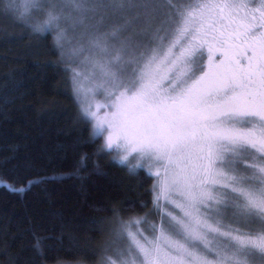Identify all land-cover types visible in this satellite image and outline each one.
I'll return each mask as SVG.
<instances>
[{
    "label": "snow or ice",
    "instance_id": "obj_1",
    "mask_svg": "<svg viewBox=\"0 0 264 264\" xmlns=\"http://www.w3.org/2000/svg\"><path fill=\"white\" fill-rule=\"evenodd\" d=\"M0 12L17 13L16 0H0ZM17 19L55 33L58 49L80 30L71 54L88 53L106 101L81 105L92 137L107 132L104 150L137 160L131 172L147 163L156 180L155 235L140 231L146 218L113 210L115 259L101 264H264V0H28ZM65 71L80 103L84 74ZM229 211L239 226L223 223ZM125 237L135 255L118 246Z\"/></svg>",
    "mask_w": 264,
    "mask_h": 264
},
{
    "label": "trees",
    "instance_id": "obj_2",
    "mask_svg": "<svg viewBox=\"0 0 264 264\" xmlns=\"http://www.w3.org/2000/svg\"><path fill=\"white\" fill-rule=\"evenodd\" d=\"M18 12H0V264H101L115 257L113 210L159 218L153 178L92 137L65 71L75 62Z\"/></svg>",
    "mask_w": 264,
    "mask_h": 264
},
{
    "label": "rangeland",
    "instance_id": "obj_3",
    "mask_svg": "<svg viewBox=\"0 0 264 264\" xmlns=\"http://www.w3.org/2000/svg\"><path fill=\"white\" fill-rule=\"evenodd\" d=\"M175 0H173L174 2ZM19 3V6H20V9L22 10L21 12H23L25 10V7L28 3V0H16V3ZM40 19H43L42 17H39ZM79 31L80 30H77V32H72V31H69L68 33V39L67 41L65 42V46H64V54L67 56V58L69 60H73L76 64V66L74 67L76 70L82 72L84 75L83 77L81 78L80 80V84H81V87L83 89V92H82V95L80 96V108H81V105L83 104L84 106H86L88 103H92V104H96V103H99V104H104L106 101H105V96L104 94L102 93V91L100 89H98L96 87V85L99 83V75L96 74L95 76H93V69L92 67L89 65V64H86V63H83L82 61H84L85 59V56L88 55L87 52L83 53L82 55H79V56H74L71 54V50L75 47H77L81 41L79 39ZM161 35H165V33H161ZM170 36V38L168 39V37ZM174 37L172 35L167 34V38L168 40H164V46L163 48L161 49V54L163 53V51H166L167 50V45L170 43V41L173 39ZM186 43V42H185ZM173 52L176 53V54H179V46H177V48H174L173 49ZM150 54V53H149ZM204 62L207 63V55H206V50H205V55H204ZM199 75V74H198ZM165 86H167V82H165ZM95 110V109H94ZM110 111L108 108H101L100 109V116L103 117L105 115L106 112ZM90 122V125L92 127V124L93 122L89 121ZM107 136V132H105L101 137H106ZM105 140V139H104ZM114 153H115V156H116V159L119 161V157L120 155H122V153L116 151V150H113ZM137 163V160L135 159H131L130 163H126V164H129L130 166H133ZM147 163H144V166L143 167H139V168H144L145 170H147ZM138 169V168H137ZM155 169H153L154 171ZM153 178V185L156 183V180L154 177ZM163 204V202H162ZM168 210L169 211H173L174 214H179L177 210H174L172 209L171 206H167ZM231 211L227 212L226 213V217L223 221V223L227 226V225H231L233 227H237L239 225L235 224L233 222V220L231 219ZM142 217H137V216H133V217H128L125 219V221H128V220H135V219H140ZM144 218H147V216L144 215ZM148 223L146 224H141L140 225V231L143 232V234L145 236H147L149 239H152L153 236L155 235V233H153L151 231V226L153 224L159 226L160 222H161V218L159 216V218L155 221L153 219H147ZM223 230V229H222ZM132 231L135 233L137 231V229L135 227L132 228ZM139 238V237H138ZM128 243V244H126ZM121 249H124V250H129L131 249V252L133 255L136 254V250H135V247L132 243V241L125 237L123 238L120 242H119V245H118ZM113 259H115V257H112ZM209 259H213L214 257L212 256H209L208 257ZM137 259H139V257H137ZM255 264H260V260H259V256L255 257Z\"/></svg>",
    "mask_w": 264,
    "mask_h": 264
},
{
    "label": "flooded vegetation",
    "instance_id": "obj_4",
    "mask_svg": "<svg viewBox=\"0 0 264 264\" xmlns=\"http://www.w3.org/2000/svg\"><path fill=\"white\" fill-rule=\"evenodd\" d=\"M217 62H219V61H217ZM206 63V62H205Z\"/></svg>",
    "mask_w": 264,
    "mask_h": 264
}]
</instances>
